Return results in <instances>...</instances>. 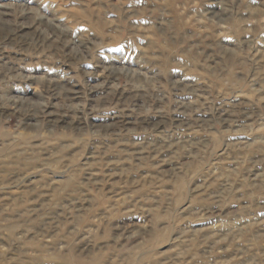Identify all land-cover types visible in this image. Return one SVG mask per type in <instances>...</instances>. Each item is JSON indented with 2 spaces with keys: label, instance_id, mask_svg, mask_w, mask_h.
Here are the masks:
<instances>
[{
  "label": "rangeland",
  "instance_id": "374dc122",
  "mask_svg": "<svg viewBox=\"0 0 264 264\" xmlns=\"http://www.w3.org/2000/svg\"><path fill=\"white\" fill-rule=\"evenodd\" d=\"M0 264H264V0H0Z\"/></svg>",
  "mask_w": 264,
  "mask_h": 264
}]
</instances>
